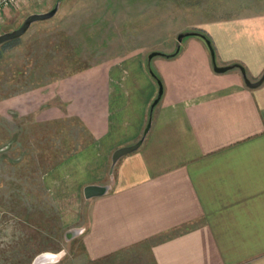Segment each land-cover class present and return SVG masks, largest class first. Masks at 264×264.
<instances>
[{
	"label": "crops",
	"instance_id": "1",
	"mask_svg": "<svg viewBox=\"0 0 264 264\" xmlns=\"http://www.w3.org/2000/svg\"><path fill=\"white\" fill-rule=\"evenodd\" d=\"M196 28L218 66L241 64L251 81L263 75V11ZM151 67L164 87L151 129L118 161L111 189L91 199L84 188L109 184L114 150L136 143L147 125L158 84L143 51L7 102L6 114L76 118L87 133L40 180L60 228H84L81 250L64 262L264 264V82L253 89L238 68L216 72L199 36L184 38L176 56L153 57Z\"/></svg>",
	"mask_w": 264,
	"mask_h": 264
},
{
	"label": "rangeland",
	"instance_id": "2",
	"mask_svg": "<svg viewBox=\"0 0 264 264\" xmlns=\"http://www.w3.org/2000/svg\"><path fill=\"white\" fill-rule=\"evenodd\" d=\"M59 1L54 18L0 46V264H31L45 252H63L54 264H66L81 250L79 236L65 240L40 180L88 142L76 118L6 114L7 102L137 50L145 61L152 51H175L178 34L200 31L206 20L264 12V0H18L6 7V17L0 13V34Z\"/></svg>",
	"mask_w": 264,
	"mask_h": 264
},
{
	"label": "water",
	"instance_id": "3",
	"mask_svg": "<svg viewBox=\"0 0 264 264\" xmlns=\"http://www.w3.org/2000/svg\"><path fill=\"white\" fill-rule=\"evenodd\" d=\"M59 7H60V1L57 2L55 7L53 9H51L50 11L30 14L29 16H27L25 18L23 23H21V26L18 27L17 29H14V30L8 31V32H4V33H2V35L0 34V46L6 42L16 40V39L20 38V36H23L28 31V29L30 28V26L33 23L48 20V19H51L52 17L54 18V16L56 15V13L59 10L58 9ZM188 36H199V37L203 38V40L206 42V44L209 48L213 68L216 72L223 73V72H226L228 70L238 68L242 74V77L244 79L246 86H248L249 88H253V89L259 87L264 82V73L259 79H257V81H254V80L251 81L247 76L245 68L241 64L234 63V64H230V65H226V66H218L216 63V55H215V50H214L213 44L211 43L210 39H208L204 34H202L199 31H195V30L186 31L185 30L184 32L179 33L177 36L176 49L174 52H172L170 54H166V53L161 52V51L150 52L147 56V68H148L150 75L156 80V82L158 84V92H157L156 97L154 98V100L152 101V103L150 105L149 118H148V122L146 123L147 125L144 129V132H143L142 136H140L141 138L139 140H137L136 143H134L132 145L125 146V147L123 146V147H120V148L114 150V152L112 154V159H111V164H110L111 166H110V171H109L110 183L107 185H89V186H86L84 188V196L86 199H91L93 197L106 194L112 187V182H113V177H114V169H115L118 161L123 156L138 150L141 147V145L143 144V142H144L148 132L150 131L151 126H152L154 108L156 107V105L161 100V97H162L163 91H164L162 81L157 77L155 72L152 71L153 69L151 67V61H152L153 57H156V56L170 57V56L176 55L180 51L181 44H182L184 38H186ZM65 232H66L65 233V240L70 241V240L80 236L84 232V228H72V229H69ZM62 256H63V252L40 253L34 259H32L33 261L31 264H50V263L54 264V263L59 262L60 258H62Z\"/></svg>",
	"mask_w": 264,
	"mask_h": 264
},
{
	"label": "built area",
	"instance_id": "4",
	"mask_svg": "<svg viewBox=\"0 0 264 264\" xmlns=\"http://www.w3.org/2000/svg\"><path fill=\"white\" fill-rule=\"evenodd\" d=\"M18 0H0V13L4 10L7 6H10L13 2Z\"/></svg>",
	"mask_w": 264,
	"mask_h": 264
},
{
	"label": "trees",
	"instance_id": "5",
	"mask_svg": "<svg viewBox=\"0 0 264 264\" xmlns=\"http://www.w3.org/2000/svg\"><path fill=\"white\" fill-rule=\"evenodd\" d=\"M199 32H201V33L204 34L208 39H210L209 36H208L206 33L202 32V31H199ZM200 38H201V37H200ZM202 39H203V38H202ZM14 41H15V40H14ZM210 41H211V40H210ZM178 53H179V52H178ZM178 53H177V54H178ZM177 54H176V55H177ZM176 55H174V56H176ZM170 57H173V56H170ZM155 74H156V73H155ZM156 75H157V74H156ZM157 77L160 79V77H159L158 75H157ZM160 80H161V79H160Z\"/></svg>",
	"mask_w": 264,
	"mask_h": 264
}]
</instances>
